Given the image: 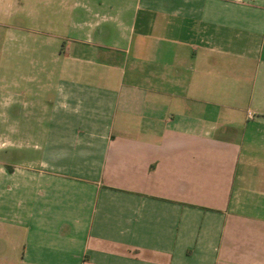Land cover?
<instances>
[{
	"label": "crops",
	"instance_id": "obj_1",
	"mask_svg": "<svg viewBox=\"0 0 264 264\" xmlns=\"http://www.w3.org/2000/svg\"><path fill=\"white\" fill-rule=\"evenodd\" d=\"M40 2L0 264H264V0Z\"/></svg>",
	"mask_w": 264,
	"mask_h": 264
},
{
	"label": "rangeland",
	"instance_id": "obj_2",
	"mask_svg": "<svg viewBox=\"0 0 264 264\" xmlns=\"http://www.w3.org/2000/svg\"><path fill=\"white\" fill-rule=\"evenodd\" d=\"M20 1L7 0L4 3L0 2V178L4 177L7 180L11 177V172L14 170L8 164L15 162L11 155V150L13 144H17V137H12L13 130L17 127V122L13 120L15 106L11 103L10 94L6 90L2 91V89H6L5 87L7 85L10 86L12 80L18 78V76L20 81H25L23 79L24 76L33 74L29 72V66L32 64V53L28 56L24 54L18 56L17 49L15 48L18 44L17 41L20 42V46L18 47L27 48L24 36L32 32H50L63 35L72 34V21L55 13V11L60 9L56 5L58 2L53 5L52 9H47L42 2L33 5V2L36 0ZM29 43L32 48L31 41ZM62 43H64L63 40ZM17 65L22 70L19 74L17 73ZM37 75L42 77L44 74ZM43 114L42 109L37 107L31 122H21V124L26 127V124L30 123L32 129H34L33 132H44L47 121L45 122ZM21 140L25 141L21 142L22 144H27V138L23 137ZM38 140L40 143H43L44 136L41 134ZM40 152L35 149H30L25 155L27 157H31L32 155V157H35ZM3 165L5 168L1 167ZM17 176L22 177L23 173H19ZM9 180L11 179L9 178ZM3 211L6 214L7 210ZM18 252H22V247L18 249ZM14 264H21V262L15 261Z\"/></svg>",
	"mask_w": 264,
	"mask_h": 264
}]
</instances>
